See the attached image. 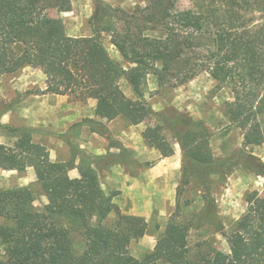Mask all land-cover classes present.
Here are the masks:
<instances>
[{
	"label": "trees",
	"instance_id": "1",
	"mask_svg": "<svg viewBox=\"0 0 264 264\" xmlns=\"http://www.w3.org/2000/svg\"><path fill=\"white\" fill-rule=\"evenodd\" d=\"M145 1L143 7L125 10L94 0L92 35L71 36L61 19L49 15L46 0H0V76L35 60L46 76L43 93L93 99L108 121L123 117L137 125L156 116L177 138L184 165L199 175L205 197L214 205L209 174L227 176L243 165L264 175V162L246 151L264 142V0H192L186 9H176V0ZM103 34L121 61L110 54ZM201 72L216 81L218 90L229 91L226 113L242 133V150L234 157L213 156L202 121L172 120L155 112L144 97L149 75L160 86H177ZM121 79L134 98L123 92ZM14 130L23 132L20 145L0 143V168L32 167L47 203L42 212L33 208L30 188L0 189V215L10 221L0 225L5 245L0 264H264V198L256 192L248 196L246 209L226 235L229 252L216 250L209 259H191L188 228L169 221L152 251L136 258L128 248L132 239L146 233L145 218L118 211L114 226L103 224L117 208L113 194L102 190L95 168L86 164L79 178H71L69 162L51 161L29 131ZM142 135L162 157L169 156L161 133L144 130ZM58 215L83 228L81 252L54 220Z\"/></svg>",
	"mask_w": 264,
	"mask_h": 264
},
{
	"label": "rangeland",
	"instance_id": "2",
	"mask_svg": "<svg viewBox=\"0 0 264 264\" xmlns=\"http://www.w3.org/2000/svg\"><path fill=\"white\" fill-rule=\"evenodd\" d=\"M103 1L125 10H132L137 5H146L145 0ZM46 4L49 6V15L62 20L66 34L92 35L89 19L94 10V0H69L63 3L46 0ZM191 5L192 0H176L174 6L176 9H186ZM102 38L110 54L121 61L122 58L110 43L109 36L103 34ZM216 84L207 72H201L177 86H160L156 77L149 75L142 91L152 109L160 115L172 120L202 121L207 130L208 145L213 156L216 159H224L234 157L242 150V133L226 113L229 91L218 90ZM45 87L46 76L35 60L13 73L0 76V143L18 148L23 132L14 129L27 130L32 141L43 144L45 148L53 146L56 149V161L69 162L71 178H79L80 171L86 164L95 168L102 190L105 194H113L112 201L117 208L105 217L103 224L114 226L118 211L120 214L142 216L147 221L146 233L142 237L132 239L129 244V253L136 258H143L152 251L169 221L188 228L187 246L191 259H209L216 250L229 252L226 235L232 231L246 209L247 198L251 193L256 192L259 198H264V175H259L243 165L235 167L227 176L223 173L209 174V194L214 199V205L210 204L205 197L206 189L199 175L194 169L184 165L177 138L156 116H151L138 126L128 123L123 117H117L112 122V133L109 128L105 129L101 121L103 114H99L95 109V101H79L66 96L68 103H73L72 109L80 104L84 110L78 112L96 116L87 122L90 123L88 126H83V119L72 121L75 116H63L61 112L50 111V93L42 92ZM120 87L128 97H135L124 79L120 80ZM57 116L60 119H69L59 123V126L50 125V121H55ZM261 121L264 124V116ZM88 129L102 134L104 138L95 134L87 135ZM144 130L159 132L164 136L169 156L162 157L160 152L144 139ZM86 137L101 154L86 152L81 148V140ZM246 151L264 162V142L249 145ZM162 158H165L162 165L169 168V174L163 177L154 176L150 169ZM118 162L123 163L127 171L135 177V180L129 181L127 185L130 192L125 198L127 194L120 192L119 185L122 184L117 182V178L114 180L106 176ZM28 171L16 170L13 173L0 169V189L30 188L34 197L33 208L44 212L43 205L47 203V198L41 181L35 170L33 175ZM125 204L126 209L123 206ZM54 220L68 230L74 249L81 252L84 247L83 228L73 224L63 215L56 216ZM9 222L5 216L0 215V225H7ZM92 223H95L94 220ZM4 247L0 237V257L4 254ZM156 264L168 263L158 260ZM203 264H208V260Z\"/></svg>",
	"mask_w": 264,
	"mask_h": 264
},
{
	"label": "crops",
	"instance_id": "3",
	"mask_svg": "<svg viewBox=\"0 0 264 264\" xmlns=\"http://www.w3.org/2000/svg\"><path fill=\"white\" fill-rule=\"evenodd\" d=\"M49 95V94H47ZM67 95H58V94H52L50 93V111H58V112H61V115L63 114L64 115H72V116H75V118L72 120V121H77L79 119V121H85V124L83 126H88L87 124H90V123H87V122H90L91 120H93L92 118H95L96 116L94 114H91V115H84L85 113L83 112H78V110H84L82 108V106L79 104V105H76L77 103H75L76 105V108L72 109L71 105H73V103H68L67 101ZM93 100V99H92ZM95 101V100H93ZM66 102V103H65ZM52 103V105H51ZM63 103L66 104V106L64 107L63 106ZM95 105V109H96V101L94 103ZM93 105V106H94ZM97 110V109H96ZM99 114L100 112L97 111ZM59 115V116H61ZM57 116L56 117V120L55 121H50V125H57L59 126V123H64V121L67 122V120L69 119V117H63L65 119H60V117ZM116 119V118H115ZM115 119H112V120H107L105 118L104 115H102L101 117V121L103 122L104 126H105V129L107 130V128H109L111 130V132L113 133L112 131V122L115 120ZM71 121V120H69ZM141 124V123H140ZM140 124H137V125H134V126H138ZM108 130V131H110ZM108 133V132H107ZM97 135L101 138H104V136H102V134H99L98 132H94L93 130H90L88 129V132H87V135ZM103 135H108V134H103ZM51 140V139H50ZM81 148L85 149L86 152H94V154H101V151L97 148V147H93V145L90 143L89 140H87V137L85 139H82L81 140V144H80ZM46 156L51 160V161H55L56 159V155H57V152H56V149L53 148V146L49 147V146H46ZM165 158H162V160H159L155 165L152 166V169L151 172L153 173L154 176H159V177H163V176H166L169 174V168H165L163 167V160ZM116 166V167H114ZM115 168V169H114ZM1 169V168H0ZM4 171H8V172H16V170H5V169H2ZM26 170H29L28 173L31 175H33V168L32 167H28L26 168ZM32 170V171H31ZM106 176H108L110 179H114L116 180L117 178V182H119L121 185L120 186V192L122 194H127V196L125 195V197H128V194H129V188H128V184H129V181H132V180H135V177L133 174H131L130 172L127 171V169L124 167V164L123 163H115L113 165V169L109 170L107 173H106ZM125 206L124 209H126V206L127 204L123 205Z\"/></svg>",
	"mask_w": 264,
	"mask_h": 264
}]
</instances>
